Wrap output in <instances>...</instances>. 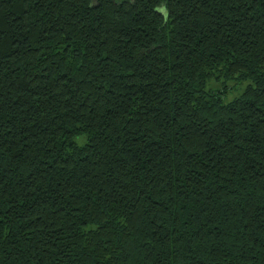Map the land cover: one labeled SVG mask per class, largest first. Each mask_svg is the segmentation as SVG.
<instances>
[{"label":"trees","instance_id":"trees-1","mask_svg":"<svg viewBox=\"0 0 264 264\" xmlns=\"http://www.w3.org/2000/svg\"><path fill=\"white\" fill-rule=\"evenodd\" d=\"M0 264H264V0H0Z\"/></svg>","mask_w":264,"mask_h":264},{"label":"rangeland","instance_id":"rangeland-1","mask_svg":"<svg viewBox=\"0 0 264 264\" xmlns=\"http://www.w3.org/2000/svg\"><path fill=\"white\" fill-rule=\"evenodd\" d=\"M232 80L229 79L228 83H226L228 86L232 84ZM222 83H223V79L220 77L219 79H211L209 82H208V85L209 87L211 88H221L222 86ZM242 85V82L239 83V85H236V89L234 88H229L228 89V92L226 95H223V99L224 100H228L231 96L235 95L240 89V86Z\"/></svg>","mask_w":264,"mask_h":264}]
</instances>
